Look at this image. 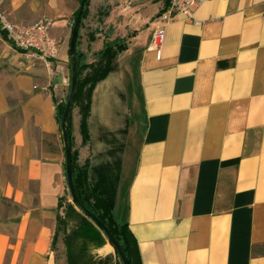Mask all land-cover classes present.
<instances>
[{
	"label": "crops",
	"instance_id": "1",
	"mask_svg": "<svg viewBox=\"0 0 264 264\" xmlns=\"http://www.w3.org/2000/svg\"><path fill=\"white\" fill-rule=\"evenodd\" d=\"M79 1L0 0L12 21L50 19L59 45L46 66L0 32V264H68L62 233L73 229L57 219L70 202L55 103L69 88ZM166 6L89 0L81 19L77 39L88 27L95 54L106 29L126 42L98 81L123 66L119 171L107 185L108 163L97 165L95 182L128 229L129 264H264V0H204L191 19L165 23L158 51L151 34ZM98 230L102 238L71 236L74 264L121 263Z\"/></svg>",
	"mask_w": 264,
	"mask_h": 264
},
{
	"label": "rangeland",
	"instance_id": "2",
	"mask_svg": "<svg viewBox=\"0 0 264 264\" xmlns=\"http://www.w3.org/2000/svg\"><path fill=\"white\" fill-rule=\"evenodd\" d=\"M87 29L88 27H85V29L81 32L82 34L78 41L79 44L77 45V51L85 56V63H93L96 66L102 65L104 60H99L94 53V50L98 47L99 43L94 46L90 45L89 32ZM109 32L110 30L106 29L102 34V36H104V40L106 41L115 39H109L110 35H107ZM91 34L93 35V33ZM118 59L119 63L124 61L123 54H119ZM89 71L90 68L84 69L83 75ZM122 75H124L123 66H119L117 67L116 73H114L111 78H106L105 80L95 84V90L92 95V99L90 100L91 109L87 117L89 141L86 144L81 142L79 128L77 127L80 119L79 107L73 106L72 109V119L74 120L72 149L76 151L77 154L75 162L78 169L88 171L87 175L90 184H93L96 181L97 176L93 169L97 165L105 162L108 163V170H106L107 173L105 174V178H108V181H104L107 185L115 183V175L119 171L120 158L118 156L120 155V149H116V142L118 139L123 138L124 133L122 132V128H124V117L126 114L124 113L123 104H119ZM64 98L65 97H63V99ZM111 148L113 150L110 151ZM67 198L70 202L68 204L69 206L66 207L67 209L64 211V216L62 218L59 216L58 224H61L60 229L65 231V227L69 221L71 222L68 224V227H72L73 230H71L69 236L67 237L65 232L62 233V235L66 238L65 243L67 244L68 264H74L76 262V258L73 257L69 244V239L72 238L71 236L78 239L79 237H82V233L84 232L90 236V239L102 238V236L98 228L97 230L89 229L88 226L96 224L74 205L73 200H71L69 189ZM85 219L88 222H86ZM57 229L59 230V228ZM76 257L79 261L81 258L83 259V257L79 256V254Z\"/></svg>",
	"mask_w": 264,
	"mask_h": 264
},
{
	"label": "trees",
	"instance_id": "3",
	"mask_svg": "<svg viewBox=\"0 0 264 264\" xmlns=\"http://www.w3.org/2000/svg\"><path fill=\"white\" fill-rule=\"evenodd\" d=\"M89 3V0L84 1V9L82 18L86 13V8ZM77 11L75 12L74 18L76 16ZM0 32L4 39H7L6 33L0 29ZM9 41V40H8ZM10 42V41H9ZM126 42L124 39L115 38L111 41H105L102 45V48L96 53V57L104 62L102 65L96 66L93 63H85V56L76 50V67H77V82L73 97L72 106L70 108V112L66 118V137L67 143L69 145L70 150L72 149V131H71V111L73 106H78L81 114L80 119V132L82 135L83 142L88 140V126H87V116L89 114L90 108V100L92 89L94 85L104 79L115 67V59L119 52L126 49ZM78 44V39H77ZM25 52V51H24ZM86 68H90L89 72H86L83 75V70ZM71 68H70V58H69V84H68V92L64 100L56 101V119L58 123L61 121V117L63 114V110L68 98L70 85H71ZM76 151L71 150V162H72V181L74 192L77 196V199L80 201L84 207L93 212L104 224L106 227H109L117 241L123 247L125 255L130 259V250L128 245V229L124 223H120L117 221L115 216L112 213V199L108 193V189L102 183L95 182L90 184L89 178L86 170L82 171L77 168L75 158ZM65 167V163H64ZM60 203H58V206ZM74 205L78 207L75 203ZM79 208V207H78ZM81 210V209H80ZM82 211V210H81ZM83 212V211H82ZM83 214H85L83 212ZM86 215V214H85ZM87 216V215H86ZM88 217V216H87ZM90 218V217H88ZM59 220V215L57 216ZM86 220V219H85ZM86 222H88L86 220ZM94 222V221H93ZM96 224V223H95ZM89 229L93 230L99 228L98 225L88 226ZM97 227V228H96ZM102 230L101 228H99Z\"/></svg>",
	"mask_w": 264,
	"mask_h": 264
},
{
	"label": "built area",
	"instance_id": "4",
	"mask_svg": "<svg viewBox=\"0 0 264 264\" xmlns=\"http://www.w3.org/2000/svg\"><path fill=\"white\" fill-rule=\"evenodd\" d=\"M204 0H167V6L160 11L161 23L151 34L150 45L160 51L164 40V25L168 21L182 15L191 19L196 7ZM51 20L42 18L31 24H22L8 19L0 11V29L6 33L7 39L16 49H21L32 57L49 66L58 56L59 45L50 35Z\"/></svg>",
	"mask_w": 264,
	"mask_h": 264
},
{
	"label": "water",
	"instance_id": "5",
	"mask_svg": "<svg viewBox=\"0 0 264 264\" xmlns=\"http://www.w3.org/2000/svg\"><path fill=\"white\" fill-rule=\"evenodd\" d=\"M84 1H79V6L77 9L76 16L74 18V21L72 23L71 27V33H70V40H69V58H70V68H71V85L70 90L68 94V98L63 110V114L61 117V121L59 123V127L61 130V137L63 142V148H64V157H65V173H66V179H67V185L68 189L71 195V200H73V203H75L79 209H81L94 223L98 225L99 228L102 229L103 233L105 234L106 241H108L113 248L115 249L117 255H119V258L121 260V264H129V258L127 255H125L123 247L117 241L113 233L111 232L109 227H106L104 222H102L93 212L88 210L84 205L80 203V201L77 199V196L74 192V186H73V175H72V162H71V151L69 148V145L67 143V137H66V118L70 112V108L72 106L76 82H77V67H76V45H77V38L80 28V22L82 19L83 9H84Z\"/></svg>",
	"mask_w": 264,
	"mask_h": 264
}]
</instances>
